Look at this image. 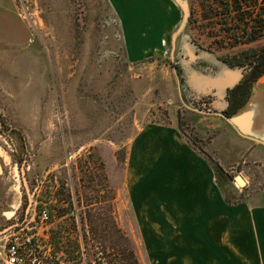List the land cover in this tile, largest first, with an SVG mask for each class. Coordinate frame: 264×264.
Segmentation results:
<instances>
[{
    "label": "rangeland",
    "instance_id": "rangeland-1",
    "mask_svg": "<svg viewBox=\"0 0 264 264\" xmlns=\"http://www.w3.org/2000/svg\"><path fill=\"white\" fill-rule=\"evenodd\" d=\"M123 1L121 6L117 0H0V264H6L12 242L32 263L31 246L40 256L34 264H48L49 230L59 218L53 210L43 223L40 199L71 195L77 202L88 195L105 201L110 191L103 190L104 183L115 193L114 214L135 240L140 263L163 264V229L154 233L153 224L143 226L144 219L133 218L130 208L129 186L139 192L151 175L130 158L126 179L130 146L153 123L175 126L211 163L239 160L220 170V186L231 201L264 191V161L242 155V136L215 102L222 100L214 95L220 91L200 92L190 85L210 86L209 78L223 66L217 58L264 46V32L245 43L247 25L251 30L264 19V0L242 7V12L250 9L242 24L232 8L229 32L222 25L220 0H182L189 14L176 38L184 11L172 0L173 19L156 29L143 25L146 38L137 46L125 26L134 0ZM146 1L133 3L140 8L136 15L147 12L153 18L155 9L146 8ZM193 51L199 52L197 59ZM209 95L215 97L208 109L195 102ZM257 109L264 116V75L235 115L260 113ZM230 142L237 143L228 155ZM48 205L40 208L50 212ZM29 238L35 242L28 246ZM86 257L94 259L91 252Z\"/></svg>",
    "mask_w": 264,
    "mask_h": 264
},
{
    "label": "crops",
    "instance_id": "crops-1",
    "mask_svg": "<svg viewBox=\"0 0 264 264\" xmlns=\"http://www.w3.org/2000/svg\"><path fill=\"white\" fill-rule=\"evenodd\" d=\"M122 1L117 0L121 6ZM166 1V7L165 0L146 1V8L155 9L153 18L147 12L136 15L140 9L135 5L137 0L128 7L125 26L134 45L146 38L143 25L156 29L173 19L172 0ZM257 110L260 113L250 119L251 135H243L232 126L242 136L241 145L246 146L242 155L264 161V116L263 109ZM236 143L225 145L228 155ZM130 158L138 169L141 164L143 169L147 167L151 175L146 188L140 189L142 192H133L128 183L134 198L130 208L133 218L144 219L143 226L153 224L154 233L163 229V264H264V191L229 202L212 163L175 126L153 123L137 134L127 157V182ZM235 160L239 161H219L227 169Z\"/></svg>",
    "mask_w": 264,
    "mask_h": 264
},
{
    "label": "trees",
    "instance_id": "trees-1",
    "mask_svg": "<svg viewBox=\"0 0 264 264\" xmlns=\"http://www.w3.org/2000/svg\"><path fill=\"white\" fill-rule=\"evenodd\" d=\"M257 1L259 0H220L221 16L225 20L222 22V25L225 26L224 30L229 32L232 29V27H228V16L232 12V8L238 13V23L242 24L246 15L250 14V9L242 12V7L244 5L253 7L257 5ZM259 20L260 24L253 25L251 30L247 25L246 31L250 35L246 39V44L254 42L260 34H263L264 19ZM241 26L239 25V27ZM221 58L234 67H245V76L240 83L230 89L233 95L229 100V106L224 110V114L231 117L245 106L254 84L264 75V46L245 49L232 58ZM212 165L220 184V170H224V168L219 162L212 163ZM101 168H105L104 163L101 164ZM85 172L88 171L85 170ZM91 172L89 171V175L92 177ZM85 176H87L86 173ZM104 178L108 180L105 173ZM103 190L110 191V196L105 201L100 200L99 197L94 198L88 195L85 200L77 198V202L71 198V195L69 199L63 197L40 199L38 215L43 209L40 207L46 203L50 204L48 205L51 210L49 218L52 219L51 212L53 210L58 212L57 217L59 218L57 224L49 230L47 244L52 249V259L46 260L48 264H141L135 240L122 228L114 214L115 193L111 194L113 189L109 184L104 183ZM226 196L229 202H233L227 194ZM101 208L105 209L104 213L99 211ZM34 242L35 240L31 239L29 245ZM87 252L93 254V261L86 257ZM35 259L39 261L40 256L37 255ZM87 260L90 261L86 262Z\"/></svg>",
    "mask_w": 264,
    "mask_h": 264
},
{
    "label": "water",
    "instance_id": "water-1",
    "mask_svg": "<svg viewBox=\"0 0 264 264\" xmlns=\"http://www.w3.org/2000/svg\"><path fill=\"white\" fill-rule=\"evenodd\" d=\"M174 1L177 5L180 4L181 7L183 8V11H184L183 23L181 24L179 30L177 31V33L175 35V38H176L180 29L187 24L186 22L188 20V14L189 13H188V8H187L186 4H184L182 2V0H174ZM192 54H193V56H192L193 59H197L199 52L197 53V52L193 51ZM220 60L221 59L217 58L215 61L218 63H221V65H223L221 72L219 71L220 73L219 72L214 73L213 74L214 77H211V78L208 77L210 79V86L202 89L199 86V84H197V83H192L190 85L192 88H195L196 90H198L200 92H213V94H214L217 91H220V94L217 93L214 95L220 96L222 98V100H218V101L215 100V102L218 105H220V110H222L221 112L224 114V110L227 109V107L229 106V103H230L226 96L229 93V90L231 88H233L235 85H237L238 83H240L241 80L243 79V77L245 76V67H243V66L234 67V66L230 65L229 63H227L226 61H224V60L220 61ZM191 70H193V68ZM193 77H195V76H193ZM214 95H209V96L211 98H214L215 97ZM252 115H254V111H252V110H248V111H246L240 115H233L231 117L226 116L224 114L225 118L228 119L232 125H234L236 128H238L239 131L241 132V134H243V135L248 134L247 136L252 134V132L250 130V119H251ZM22 174H23V181H24V183L27 187V190L29 192L27 179L25 177V170L23 167H22ZM240 181H243L241 176H240ZM27 209H30V204L28 205ZM2 232H4V230Z\"/></svg>",
    "mask_w": 264,
    "mask_h": 264
},
{
    "label": "built area",
    "instance_id": "built-area-1",
    "mask_svg": "<svg viewBox=\"0 0 264 264\" xmlns=\"http://www.w3.org/2000/svg\"><path fill=\"white\" fill-rule=\"evenodd\" d=\"M39 217L44 223L49 220L50 215L46 209H42L40 211ZM30 240L31 239L29 238L27 242L25 241V244L29 246ZM49 248H51L50 245ZM29 249L31 250L30 255H34L35 258L38 255L36 250H34L32 246L29 247ZM24 251L25 249H21L20 245L17 242L10 243L6 254V264H34L35 262H31L32 259H26L25 255L27 254H24Z\"/></svg>",
    "mask_w": 264,
    "mask_h": 264
},
{
    "label": "flooded vegetation",
    "instance_id": "flooded-vegetation-1",
    "mask_svg": "<svg viewBox=\"0 0 264 264\" xmlns=\"http://www.w3.org/2000/svg\"><path fill=\"white\" fill-rule=\"evenodd\" d=\"M166 5H167V3H165V7H166ZM169 11V14H170V17H172L171 16V11H170V9L168 10ZM182 56L183 55H181V58H182ZM178 61L179 60H176V66H177V69H178V71H179V73H180V70H181V67H180V63H178ZM182 80L181 81H184V79H183V77H180ZM232 95H233V93H232V91H230L229 90V93L227 94V99L228 100H230V98L232 97ZM185 97H187V96H185ZM188 98V97H187ZM213 100H214V98H211L210 96H203L201 99H196L195 98V102L196 103H199V105H201V107L202 108H206V109H208V107H210L211 106V103L213 102Z\"/></svg>",
    "mask_w": 264,
    "mask_h": 264
},
{
    "label": "bare ground",
    "instance_id": "bare-ground-1",
    "mask_svg": "<svg viewBox=\"0 0 264 264\" xmlns=\"http://www.w3.org/2000/svg\"><path fill=\"white\" fill-rule=\"evenodd\" d=\"M241 178H242V177H241ZM242 179H243V178H242ZM238 180H239V182L242 183V184L245 182L244 179H243V181H240V177H238Z\"/></svg>",
    "mask_w": 264,
    "mask_h": 264
}]
</instances>
